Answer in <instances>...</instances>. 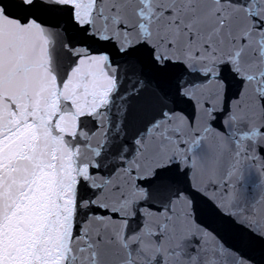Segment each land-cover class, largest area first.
<instances>
[{
  "label": "snow or ice",
  "instance_id": "obj_1",
  "mask_svg": "<svg viewBox=\"0 0 264 264\" xmlns=\"http://www.w3.org/2000/svg\"><path fill=\"white\" fill-rule=\"evenodd\" d=\"M0 264H264V0H0Z\"/></svg>",
  "mask_w": 264,
  "mask_h": 264
}]
</instances>
